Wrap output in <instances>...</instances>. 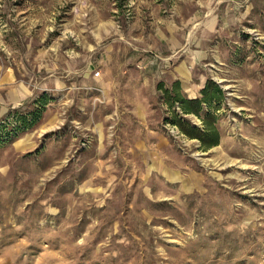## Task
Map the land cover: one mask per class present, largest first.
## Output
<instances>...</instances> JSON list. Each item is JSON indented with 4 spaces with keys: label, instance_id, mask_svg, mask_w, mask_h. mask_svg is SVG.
<instances>
[{
    "label": "rangeland",
    "instance_id": "rangeland-1",
    "mask_svg": "<svg viewBox=\"0 0 264 264\" xmlns=\"http://www.w3.org/2000/svg\"><path fill=\"white\" fill-rule=\"evenodd\" d=\"M42 96L0 144V264H264V0H0V123Z\"/></svg>",
    "mask_w": 264,
    "mask_h": 264
},
{
    "label": "trees",
    "instance_id": "trees-1",
    "mask_svg": "<svg viewBox=\"0 0 264 264\" xmlns=\"http://www.w3.org/2000/svg\"><path fill=\"white\" fill-rule=\"evenodd\" d=\"M160 88L164 91L163 95H165L164 97L166 98L169 107L173 108L179 106L183 113H195L199 116L201 115L200 111L203 108V101L211 103V99L218 98L220 93L219 90H213L211 93L209 92L210 88L206 87V89L203 90V96L200 99L188 98L183 95L177 88L176 84L173 85L172 88H167L164 87L163 84H160ZM45 104V96H42L41 98L32 101V108L28 111L22 112L19 108L11 110V113L0 123V144L6 143L11 138L17 136L21 131L31 127L40 117ZM169 120L177 124L187 135L199 138L201 145L204 148L216 145L219 141L217 127L209 114H207L206 117H203L204 126L202 128L193 127L185 119L179 117L175 111H172Z\"/></svg>",
    "mask_w": 264,
    "mask_h": 264
},
{
    "label": "built area",
    "instance_id": "built-area-1",
    "mask_svg": "<svg viewBox=\"0 0 264 264\" xmlns=\"http://www.w3.org/2000/svg\"><path fill=\"white\" fill-rule=\"evenodd\" d=\"M99 74H100V72H99V71L95 72V75H96V76H98Z\"/></svg>",
    "mask_w": 264,
    "mask_h": 264
},
{
    "label": "bare ground",
    "instance_id": "bare-ground-1",
    "mask_svg": "<svg viewBox=\"0 0 264 264\" xmlns=\"http://www.w3.org/2000/svg\"><path fill=\"white\" fill-rule=\"evenodd\" d=\"M170 176V175H169Z\"/></svg>",
    "mask_w": 264,
    "mask_h": 264
}]
</instances>
